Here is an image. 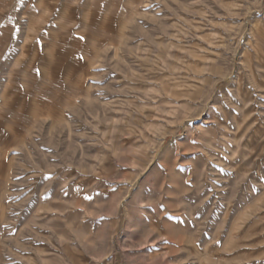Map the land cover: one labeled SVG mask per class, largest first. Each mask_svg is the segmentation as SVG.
<instances>
[{
  "label": "rangeland",
  "instance_id": "obj_1",
  "mask_svg": "<svg viewBox=\"0 0 264 264\" xmlns=\"http://www.w3.org/2000/svg\"><path fill=\"white\" fill-rule=\"evenodd\" d=\"M0 264H264V0H0Z\"/></svg>",
  "mask_w": 264,
  "mask_h": 264
},
{
  "label": "snow or ice",
  "instance_id": "obj_2",
  "mask_svg": "<svg viewBox=\"0 0 264 264\" xmlns=\"http://www.w3.org/2000/svg\"><path fill=\"white\" fill-rule=\"evenodd\" d=\"M81 39H83V37H81ZM82 58V57H81ZM37 75H40V73H39V71L37 70V73H36Z\"/></svg>",
  "mask_w": 264,
  "mask_h": 264
}]
</instances>
